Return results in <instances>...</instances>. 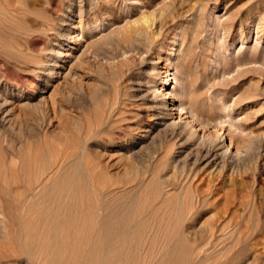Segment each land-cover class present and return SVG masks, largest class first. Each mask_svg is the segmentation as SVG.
<instances>
[{
	"label": "rangeland",
	"instance_id": "1",
	"mask_svg": "<svg viewBox=\"0 0 264 264\" xmlns=\"http://www.w3.org/2000/svg\"><path fill=\"white\" fill-rule=\"evenodd\" d=\"M173 61L193 115L171 124L155 105ZM64 166L72 262L105 264L90 248L111 218L122 264H195L216 227L205 260L264 264V0H0V264H44L14 216Z\"/></svg>",
	"mask_w": 264,
	"mask_h": 264
},
{
	"label": "bare ground",
	"instance_id": "2",
	"mask_svg": "<svg viewBox=\"0 0 264 264\" xmlns=\"http://www.w3.org/2000/svg\"><path fill=\"white\" fill-rule=\"evenodd\" d=\"M17 10L18 9L17 7L14 6V4L11 5L6 2L5 9L2 11V15L6 16L8 14L15 13ZM60 56H61L60 53H58V57ZM186 56L187 55L184 56L183 54L184 58H186ZM184 60L185 59H183V61ZM177 64L178 63L174 61L170 63V67L168 69L172 73L170 72V74H168L166 81L164 82V84H162V86H160L158 94H157L159 101L157 100L158 103L155 105L156 108H159V110H157L159 111V114H162L163 118L171 124L179 122L181 116L178 115L176 117L177 121L173 120L172 119L173 116L169 117V114H168L169 110L179 111V112L184 111L183 114L193 115V112L191 110L192 107L191 108L186 107L188 105L186 106L184 105L185 107L182 106L185 98H180L183 101L182 104L178 103L177 100L175 99L174 94L176 93L173 90H176V89L172 88V84H173V81H175L174 73H176L178 70V69L176 70L178 66ZM179 65L181 66V62H179ZM157 70H159V68ZM152 87L153 86L151 85V88ZM189 105L191 106V104ZM174 114L176 113H173L171 115H174ZM69 170H70L69 166H64L63 171L56 173L55 176H50L47 180L38 182V184L36 183V187L38 188L40 187V189L37 190L35 194L33 192V194H31V196L27 199V201H23L24 203L21 202V204L25 206L26 208V212H25L26 215L25 216L22 215L24 214V212L22 211L21 212L22 214L20 215L16 214L14 216V219L18 221V227L20 228V233L24 235L27 234V238H28L27 241H25V243H20L19 241L17 242V245L19 246L20 250L22 252H25L27 254L29 253L31 255V253H33V251L37 249L38 252H41L45 255L44 264H81L78 260H75L73 262L70 261V259L73 257L72 253L75 250L81 251L82 248L75 246L77 245V241L74 240L75 238L72 237L75 230L73 229V224H71V221L73 222L78 221V217L75 216V214L73 216L71 215V213L69 212L70 200L66 199L70 197L71 187L74 188V184L70 180V176L68 174ZM58 193L60 194L61 197L56 196L58 195ZM40 199H45V200L44 202L41 203ZM46 199L49 202H54L57 204L63 201V204H64L63 212L62 213L59 212L58 210L59 206H56L55 209L51 208L48 204L44 206ZM33 208L38 211L37 215H39L40 219L42 220V228L44 229V231H46V234H48L44 238H41V239L35 237V234H36L35 229H32L30 227L29 220L31 219V213L27 214V211L28 209H33ZM110 219L104 220L102 226L99 227V231H98L99 240L96 239L97 241H95L94 245H91L90 249L92 250L93 254L95 252L106 251L107 253L105 254V258H104L105 264H120V263L122 264L121 251H120V246H119L120 240L117 234L119 233V229L118 230L116 229L115 223L111 221ZM81 222L85 223L84 214L82 213H81ZM29 228L31 229L30 231H29ZM82 230H80V232ZM222 230H223L222 227H216L213 230H211V234L208 233L210 234L209 241H208V238L206 237L207 242L206 241H205L206 243L203 242V246L201 245V247L197 246L194 248L193 247L189 248V245H188V248H187L188 254H190L191 257H195V260H196L195 264H214V263L215 264H240L238 260L235 258L221 261L220 259L223 257L221 255H217V256H214V258L211 259V261H207L202 255L203 249L211 242V240L214 242L213 247L217 245L219 240H220L219 244L221 245V240H222L220 239L221 237L217 236L218 238L216 239L214 235H216L215 233H218L219 235L222 232ZM77 231H78V228H77ZM84 232L85 231L83 230L82 231L83 239H84V234H85ZM50 233H52V235ZM94 234H96V232H94ZM23 244L24 246L22 247ZM81 245H82V242H81ZM211 251H214V249ZM82 253L83 255L85 254V248H83ZM97 254L98 253L94 254V256ZM227 258H228V255H227ZM240 261L242 260L240 259ZM87 264H96V261L95 259L93 260V258L91 257L89 258Z\"/></svg>",
	"mask_w": 264,
	"mask_h": 264
}]
</instances>
